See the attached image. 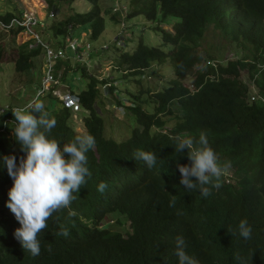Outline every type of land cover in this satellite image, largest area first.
<instances>
[{"label":"trees","instance_id":"trees-1","mask_svg":"<svg viewBox=\"0 0 264 264\" xmlns=\"http://www.w3.org/2000/svg\"><path fill=\"white\" fill-rule=\"evenodd\" d=\"M40 1L58 14L61 4L76 0ZM85 1L90 3L89 11L52 23L41 34L43 40L62 48L73 29L87 25L89 38L95 41L105 29L104 15L113 23L120 20V13H113L112 7L103 11L99 0ZM130 5L126 20L142 15L156 22L160 15L162 19L175 17L178 22L173 34L159 26L152 27L171 47L168 53L140 41L133 52L117 54L115 68L125 73L123 78L134 77L142 75L152 63L169 61L175 79L161 91L131 95L134 100L129 104L116 99V105L125 108L138 125L128 139L119 142L103 135L104 122L97 100L99 86L107 80L77 66L75 71L86 82L85 89L77 95L82 112L73 114L63 108L55 113L44 105L42 113L56 121L49 138L66 144L76 135L87 133L94 137L95 145L86 153L91 176L68 208L55 211L47 219L46 227L37 234L40 253L33 256L14 238V230L20 225L5 206L12 181L6 169L0 168V264H177V236L193 243L184 251L197 264H264V104L251 101L257 95L264 97V0H130ZM13 17V13H6L0 18L8 22ZM210 26L240 57L217 63L215 68L199 69L195 87L188 89L183 81L206 62L198 48ZM30 46L31 42H26L17 48V73L31 72L35 60H42L41 50ZM2 56L0 49V63ZM244 71L250 85L241 79ZM107 90L112 92L111 88ZM47 97L55 101L51 94ZM145 104L154 105V112H146ZM172 106L179 108L181 115L164 132V117L173 114ZM10 109L0 113V154H11L18 162L24 153L13 137L15 126L4 125L5 119L14 120ZM74 115L81 119L82 132L73 124ZM201 132L218 160L230 162L227 174L231 173L233 180L226 184L222 175L220 186H209L207 197L197 189H183L176 167L190 161L186 150L175 151V138L186 134L195 140ZM138 150L156 154L151 169L142 160L132 158ZM100 182L106 184L103 192L97 191ZM69 211L74 214L69 216ZM181 211H188L200 222V237L178 230ZM119 218L129 222L124 232L106 227L109 219ZM242 219L252 228L247 240L229 232L231 228L234 233ZM204 242L209 243L200 249Z\"/></svg>","mask_w":264,"mask_h":264},{"label":"clouds","instance_id":"clouds-1","mask_svg":"<svg viewBox=\"0 0 264 264\" xmlns=\"http://www.w3.org/2000/svg\"><path fill=\"white\" fill-rule=\"evenodd\" d=\"M50 12L52 11L48 10L46 17L52 21L56 14L52 12L53 17L50 18L48 17ZM112 12L123 13L125 10L122 11L121 5L119 6V3L117 2L112 6ZM6 13H13V11L4 12L2 14L0 10V17H3ZM23 13L24 11L22 10L18 13V15ZM13 14L16 15L15 13ZM41 20L45 23V28L41 32L42 34L52 23H54V21L49 23L45 20V18H42ZM4 32H9L13 36L22 34L12 30ZM41 38L43 40L42 36ZM67 39L80 43L81 45H90L88 56L77 58L76 53L67 45ZM125 40L126 39L122 37V34H120L113 42L117 47L122 48L125 45ZM26 42H31V48H39L41 50L40 47L34 46V42L30 38ZM46 44L53 50H62L64 52V57L56 60L53 65L52 74L56 83L52 84L46 93L37 95V92L41 88L45 73L44 53L41 50L43 68L42 76L38 81L39 87L36 91V98L28 101L23 107L10 109L14 118V120H12L15 121V127L12 128V134L15 141L19 144L20 150L24 153V156L17 162V158L11 154H0V168L6 169L7 175L12 181L11 187L7 191L8 199L5 201V206L10 210L20 225L14 230L13 235L14 238L18 240L21 247L33 256L39 255L40 253V241L37 238V234L46 227L47 219L55 211L62 208H68L70 203L76 199L75 194L78 193L81 186L85 184L86 179L91 176L89 168L87 167L86 153L95 145L94 137L87 133L76 135L71 142L66 144H62L56 139L49 138L48 133L55 127L56 121L54 118H46V114L42 113L44 105L40 101L45 97V95L48 96L51 94L55 97V101H52L55 102V104L59 103L61 105L60 109L67 108L71 110L73 114L82 112L81 105L77 97L79 92L71 91L70 86L66 84L67 78L71 76L70 82L76 84L80 78L75 69L78 68L77 66H82L90 71V73L94 76L102 79L98 73L95 74L90 68L91 63L94 62L91 61L94 52H92V45L89 41L73 39L71 36L66 38L64 47L62 48H59L58 46L52 47L50 42L49 44ZM102 47L104 48L101 49H106L105 45ZM237 58H239V54L229 51L222 61L206 60L202 66L196 67L195 72L183 81V85H185L188 89H193L197 80L196 71L206 67L215 68L217 63L225 64L227 61L235 60ZM150 67L148 69H150ZM146 70L141 73L142 75H139L141 78H143V74ZM65 73L66 75L69 73V76L66 78ZM242 73L246 74L247 79L242 76ZM242 73L241 79L246 85H250L248 83V74L245 71ZM112 87V82L107 80L104 85L99 86V94L100 88H103L108 92L107 89H112ZM146 91L143 92L146 93ZM150 92L153 93L152 91ZM114 95L122 101V98L119 97V95ZM134 96H139V93ZM100 97L101 94L99 95V98ZM99 98L97 102L99 101ZM68 99L69 102H72V104L77 106V110H74L68 105ZM255 100H259L262 104H264V97L260 95L251 98V101ZM118 108L125 111L123 107L119 106ZM3 110L5 109L0 110V113ZM34 113L38 115H34ZM6 120L7 119L4 121V125L13 124L9 122L5 123ZM110 121H113V119ZM164 132H166L165 128ZM185 150L190 164L176 165L180 173L179 183L183 186V189H197L202 197H207L209 195L210 187L218 188L220 186L219 181L222 175H224L223 181L226 184L233 183V180H231V173L230 175L227 174L228 169L231 167L230 162L221 163L218 160V156L209 146L204 132H201L195 140L192 136L186 134L177 136L175 138V151L177 153H183ZM132 158L135 160H142L145 166L149 169L155 165L157 159L155 153L143 150H138L134 153ZM192 178L195 179L193 180ZM105 188L106 184L104 182L97 184L98 192H103ZM181 212L183 213L181 216L182 219L179 223H176L178 230H180L182 234L193 233L200 237L198 234L200 222L196 220L188 211ZM68 214L71 216L74 213L69 211ZM118 220H120L119 223L117 222ZM105 224L106 227L119 232H124L129 228V222L126 218L109 219L105 222ZM2 231L3 230L0 229V234H2ZM229 232L247 240L251 236L252 228L246 220L242 219L236 225L235 232L233 233L231 228L229 229ZM61 235H67V232H62ZM208 243L209 242L202 243L200 249L204 248ZM192 245L193 243L189 239H183L181 236L176 237L175 255L177 257V264H197L196 260L184 251V248L191 249Z\"/></svg>","mask_w":264,"mask_h":264},{"label":"rangeland","instance_id":"rangeland-1","mask_svg":"<svg viewBox=\"0 0 264 264\" xmlns=\"http://www.w3.org/2000/svg\"><path fill=\"white\" fill-rule=\"evenodd\" d=\"M117 2L119 6L121 5V10H125V12L120 13L118 23L111 22L109 16L104 15L105 30L101 33L99 39L95 41L89 40V27L87 25L73 29L72 38L77 40L82 39L83 41H89L91 43L92 52H94L91 61L94 62L91 63L90 68L95 74L98 73L102 79H107L112 82L113 87L111 93L100 88L101 97L97 103L104 122V138L120 142L128 139L131 132L138 128V125L133 116L127 115L128 112L125 108V111L118 108L119 106L116 105V97L114 94L119 95V97L126 101V104H129V100H133L131 95H138L139 91L149 90L154 92L163 90L168 86L170 81L175 79V74L171 63L167 61L162 65L152 63L150 69L144 72L143 78L139 75L123 78L122 74L115 68L116 54L121 51L127 53L133 52L139 41L145 46L158 48L168 53L171 47L163 43L161 34L155 32L152 27L159 26L164 31L173 34V27L178 22V19L175 17L162 19L158 15L157 21L151 22L140 15L126 20L125 16L131 10L130 0H99V6L105 11ZM0 6L2 14L11 10L17 15V9L19 8V10H23L25 13H32L40 19L45 18L49 23H52V21H61L74 13H83L91 9L90 3L85 0H76L71 4H61L58 14L50 21L46 17L48 12L47 4L40 0H12L6 4L0 0ZM120 34L126 39L124 41L125 45L122 48L117 47L113 42ZM27 40L29 38L25 34L13 36L9 32L0 30V49L3 50L2 61L0 63V110L23 107L28 101L36 98V91L39 87L38 81L42 76L43 66L41 58L35 60V67L29 73H17L14 68L17 48ZM103 45H105L106 49H101L104 48L102 47ZM229 51L237 54L234 47L218 31L214 30L212 26L208 27L198 48V53L203 59L208 60V57H213L216 59L215 61H222ZM68 76L69 73L65 78ZM242 76L247 79L246 74L242 73ZM70 80L71 76L67 78L66 84L70 86L71 91L80 92L85 89V80L79 79L76 84L70 82ZM145 98L146 96H143V99ZM117 99L121 100L120 98ZM51 101L52 99H49L45 95L40 102L43 105L49 106L51 110L57 113L61 105ZM143 109L148 113H153L154 105L145 104L143 105ZM172 110L173 114L164 118L166 131L176 124L181 115L179 108L176 106H172ZM112 118L113 121H110L109 119ZM72 119L73 124L78 126L77 130L82 132L81 119L76 115Z\"/></svg>","mask_w":264,"mask_h":264},{"label":"built area","instance_id":"built-area-1","mask_svg":"<svg viewBox=\"0 0 264 264\" xmlns=\"http://www.w3.org/2000/svg\"><path fill=\"white\" fill-rule=\"evenodd\" d=\"M48 17L52 18L53 13L50 12ZM45 28V23L43 20L39 19L36 15L32 13H23L21 15H14L8 22H4L0 19V30L3 31H15L18 33L25 34L28 38H30L34 42V46L40 47L44 53V78L42 80L41 88L37 92V95H42L46 93L52 84H55L56 81L52 74L53 65L56 60L64 57V52L62 50H53L49 45L45 43V41L41 38V32ZM67 45L69 48L74 51L77 55V58H83V56H88L90 51V45L88 44H80L75 41H71L67 39ZM67 103L74 110H77V106L69 102ZM14 110V109H13ZM13 123L15 126V121L6 120L5 123Z\"/></svg>","mask_w":264,"mask_h":264},{"label":"crops","instance_id":"crops-1","mask_svg":"<svg viewBox=\"0 0 264 264\" xmlns=\"http://www.w3.org/2000/svg\"><path fill=\"white\" fill-rule=\"evenodd\" d=\"M10 1H12V0H2V3L6 4V3H9ZM17 10H18V13L22 11V10H19V8ZM10 11H6V12H10Z\"/></svg>","mask_w":264,"mask_h":264}]
</instances>
